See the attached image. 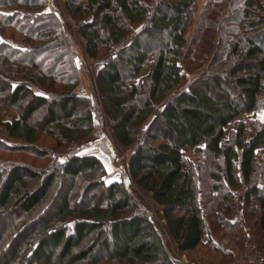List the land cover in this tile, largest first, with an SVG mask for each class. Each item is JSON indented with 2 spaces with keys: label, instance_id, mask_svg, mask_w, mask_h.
I'll list each match as a JSON object with an SVG mask.
<instances>
[{
  "label": "trees",
  "instance_id": "trees-1",
  "mask_svg": "<svg viewBox=\"0 0 264 264\" xmlns=\"http://www.w3.org/2000/svg\"><path fill=\"white\" fill-rule=\"evenodd\" d=\"M196 1L65 0V8L91 59L119 46L96 81L116 142L131 149L133 182L162 207L165 232L182 254L202 248L219 264L234 253L223 238L238 246L244 221L256 227L264 251V121L257 117L264 112V0H234L229 10L220 5L226 0H209L183 57ZM47 8V0H0L1 32L14 28L28 45L0 39V125L22 141L0 140V152L34 159L0 160V264H174L162 229L125 182H107L98 156L56 157L90 137L94 114L76 92V40ZM212 30L219 40L214 58L176 94L182 61L199 68L195 56ZM220 71L236 80L234 88L199 87ZM5 106L18 119L3 122ZM44 139L51 149L41 148ZM42 158L50 163H35ZM62 178L70 182L57 202ZM83 185L98 196L75 198Z\"/></svg>",
  "mask_w": 264,
  "mask_h": 264
},
{
  "label": "rangeland",
  "instance_id": "rangeland-1",
  "mask_svg": "<svg viewBox=\"0 0 264 264\" xmlns=\"http://www.w3.org/2000/svg\"><path fill=\"white\" fill-rule=\"evenodd\" d=\"M47 1H48V8L44 12L56 14L58 18L64 23V26L68 34L76 40L77 53H78V59L76 61V65L78 67L79 81H80L76 92L82 97H85L88 100H90L94 114V130L90 135V137H88L84 141L72 145L71 148L70 147L67 148L65 152L57 153L56 157L59 158L61 162H63L67 154L74 152L80 156H84V155L98 156L104 163L105 168L107 170L108 173L107 182L109 183L115 180H120L125 182L126 186L136 195L138 201L143 205V207H145L150 212L152 218L156 221L160 229H162L161 231H163V234L165 235L164 242H166L168 250H170L169 251L170 256L172 259L176 260L174 264H191V263L213 264L212 262L207 261L208 259L207 260L205 259L204 249L202 248L198 249L192 255L182 254L179 251V249H177L178 246L167 236L165 232V224L161 223L163 219V210L156 205L152 195L150 193L143 192L142 190H140L135 185V183L131 178L129 172V160L131 156V149L125 148L116 142L113 135V124L108 119V117L104 112L102 97L97 88V81H96L97 72L103 66V62L106 61L109 56L113 55L119 49V46L114 47L112 51H110L108 54L105 55V57L99 58L97 60L91 59L86 53L85 42L78 33L79 23L74 21L67 13L65 8V0H47ZM141 1L148 5H152V0H141ZM232 1L234 0H226L222 2L220 5H224L223 8L225 9L228 8L229 10ZM208 3L209 0L196 1L193 21L185 34L187 44L182 52L183 57L189 52L190 46L197 33V29L199 28L200 22L204 17L205 9L207 10ZM227 18H229V16ZM142 26H143L142 24L135 25L132 29L131 36L136 35L138 32H140ZM10 31H12V33ZM212 32L213 33L211 34L210 32H207L209 38L208 41L203 40V43L200 46V48L198 47L199 50H201V52L199 53V55H196L195 57L196 59L198 58V60L201 62L198 63L197 61V64L198 65L200 64L199 68L192 71V69L194 68V66L192 65L194 63L193 60L184 59L182 61V80L180 87L175 91L176 94L187 90L190 87V85L193 82H195V80L200 76L201 72L204 69H206L208 64H210V62L214 58L216 51L218 49L219 40L216 36H214L215 32L213 30ZM4 36L9 42H12L14 46L20 48L28 47L26 43V34L18 32L14 28L7 29L5 33H2L0 29V39L2 41H5ZM21 38H24L23 41H21ZM229 57H228V61H230L232 64L236 62L235 58L233 57L229 58ZM185 60L187 62H185ZM215 82H220L221 84H223V87H225L226 89L227 88L232 89L236 85V80H230V76L226 71H220L205 76L204 83H202V85H200L199 87L203 88L205 85L213 86ZM4 110L7 112H4L3 116L1 115V119L3 122H8L7 120L12 119L13 115L16 117V119H18V113L13 108L5 106ZM257 117L262 121H264V112L258 114ZM0 140L10 145L22 143V142L10 140L6 134V130L1 125H0ZM51 146H52V142L47 139H44L41 148L51 149ZM262 148L264 153V147ZM184 152L188 159L197 163V158L193 148H186ZM31 157L33 156L28 154L26 155L23 153H16V154L14 153L12 155V154L0 152V160L15 162L19 164L33 163L32 161H34V159ZM35 163L45 166L50 163V159L42 158L39 160H35ZM69 182L70 180L67 178H62L58 182V185L53 193V196L54 198H56L57 202H60L64 198V194L67 192ZM79 182L83 184V180L80 179ZM74 196L75 198L79 197L81 199H88L91 196H98V195L93 191L86 190V186L83 185L81 192L78 191V193L77 194L75 193ZM238 197L241 196L239 195ZM240 213L241 214L239 216H242L243 212ZM12 219L13 216L10 215L8 221ZM243 225L244 228L246 227V229H244L242 235L240 236V244L238 246L235 245L231 246L229 241L223 238V242L227 241L226 242L227 246L230 247L231 250L234 251V253L232 254L233 256H231V258L225 257L224 260L225 262L224 263L221 262L219 264H231L235 261L236 257H239V255H241L244 246V240L247 234H249L251 240L254 243H256L260 248V244L258 242L259 234L256 232V227L252 226L246 221L243 222ZM168 239L170 240V242Z\"/></svg>",
  "mask_w": 264,
  "mask_h": 264
},
{
  "label": "built area",
  "instance_id": "built-area-1",
  "mask_svg": "<svg viewBox=\"0 0 264 264\" xmlns=\"http://www.w3.org/2000/svg\"><path fill=\"white\" fill-rule=\"evenodd\" d=\"M161 223L166 224L164 218ZM231 264H264V252L260 250L258 245L254 243L249 237V234H247L241 255L236 257L235 261Z\"/></svg>",
  "mask_w": 264,
  "mask_h": 264
},
{
  "label": "crops",
  "instance_id": "crops-1",
  "mask_svg": "<svg viewBox=\"0 0 264 264\" xmlns=\"http://www.w3.org/2000/svg\"><path fill=\"white\" fill-rule=\"evenodd\" d=\"M11 33H12V31H10ZM4 38H5V41L6 42H8V43H10V44H13L12 42H9L7 39H6V37L4 36ZM23 39L24 38H21V41H23ZM5 109V107H3L2 109H1V115L3 116V114H4V112H7V111H5L4 110ZM12 113V112H11ZM13 114V113H12ZM16 119V117L13 115L12 116V119H9V120H7L8 122H12L13 120H15ZM6 134H7V132H6ZM8 136V135H7ZM11 140V139H10ZM18 142H22V141H18ZM241 197H238V203H239V206H240V212H243V203H242V195H240ZM157 205V204H156ZM158 206V205H157ZM158 207H160V206H158ZM160 209H162V207H160ZM244 229H246V227L245 228H243V231H244ZM169 240V239H168ZM169 242H170V240H169ZM227 241H224V244L227 246V243H226ZM165 248L167 249V251L169 252L170 250H168V247H167V245H166V242H165ZM230 248V247H229ZM178 249V248H177ZM231 249V248H230ZM170 253V252H169ZM174 260V259H173ZM174 262H176V260H174Z\"/></svg>",
  "mask_w": 264,
  "mask_h": 264
}]
</instances>
